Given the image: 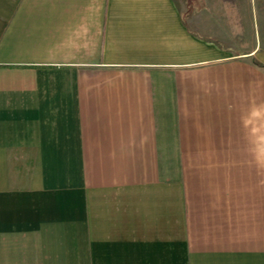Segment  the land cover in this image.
<instances>
[{
    "label": "crops",
    "instance_id": "crops-1",
    "mask_svg": "<svg viewBox=\"0 0 264 264\" xmlns=\"http://www.w3.org/2000/svg\"><path fill=\"white\" fill-rule=\"evenodd\" d=\"M0 264H264V0H0Z\"/></svg>",
    "mask_w": 264,
    "mask_h": 264
},
{
    "label": "trees",
    "instance_id": "trees-1",
    "mask_svg": "<svg viewBox=\"0 0 264 264\" xmlns=\"http://www.w3.org/2000/svg\"><path fill=\"white\" fill-rule=\"evenodd\" d=\"M188 10H190V8H188Z\"/></svg>",
    "mask_w": 264,
    "mask_h": 264
}]
</instances>
